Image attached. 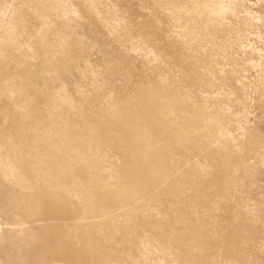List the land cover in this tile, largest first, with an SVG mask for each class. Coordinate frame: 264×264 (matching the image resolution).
Wrapping results in <instances>:
<instances>
[{
	"label": "rangeland",
	"instance_id": "1",
	"mask_svg": "<svg viewBox=\"0 0 264 264\" xmlns=\"http://www.w3.org/2000/svg\"><path fill=\"white\" fill-rule=\"evenodd\" d=\"M0 264H264V0H0Z\"/></svg>",
	"mask_w": 264,
	"mask_h": 264
}]
</instances>
